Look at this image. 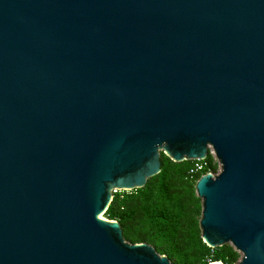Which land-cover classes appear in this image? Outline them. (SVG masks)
<instances>
[{"label":"water","instance_id":"95a60500","mask_svg":"<svg viewBox=\"0 0 264 264\" xmlns=\"http://www.w3.org/2000/svg\"><path fill=\"white\" fill-rule=\"evenodd\" d=\"M208 147L201 238L264 264V0H0V264H174L101 215Z\"/></svg>","mask_w":264,"mask_h":264},{"label":"trees","instance_id":"16d2710c","mask_svg":"<svg viewBox=\"0 0 264 264\" xmlns=\"http://www.w3.org/2000/svg\"><path fill=\"white\" fill-rule=\"evenodd\" d=\"M195 160L176 162L160 152V171L143 187L113 192L103 215L119 222L125 241L148 243L174 264H237L241 254L232 245L212 248L201 238L195 183L207 172L217 173L218 164L208 152L201 160L205 166L191 173Z\"/></svg>","mask_w":264,"mask_h":264},{"label":"built area","instance_id":"2783aa9c","mask_svg":"<svg viewBox=\"0 0 264 264\" xmlns=\"http://www.w3.org/2000/svg\"><path fill=\"white\" fill-rule=\"evenodd\" d=\"M208 152L210 153V155L212 156L213 160L218 164V168H219V162L212 150L211 147H208ZM202 159H196L194 162V165H193V168L190 170L191 173H195V172H198L200 171L204 166H205V163L201 162ZM207 173H212V172H207ZM218 173V172H217ZM217 173H212L213 175L217 174Z\"/></svg>","mask_w":264,"mask_h":264},{"label":"rangeland","instance_id":"374dc122","mask_svg":"<svg viewBox=\"0 0 264 264\" xmlns=\"http://www.w3.org/2000/svg\"><path fill=\"white\" fill-rule=\"evenodd\" d=\"M219 170H220V165H219V168H218V172H219ZM101 216H102V217H104V215H103V214H102ZM104 218H105V217H104Z\"/></svg>","mask_w":264,"mask_h":264},{"label":"bare ground","instance_id":"6f19581e","mask_svg":"<svg viewBox=\"0 0 264 264\" xmlns=\"http://www.w3.org/2000/svg\"><path fill=\"white\" fill-rule=\"evenodd\" d=\"M102 217V216H101Z\"/></svg>","mask_w":264,"mask_h":264}]
</instances>
